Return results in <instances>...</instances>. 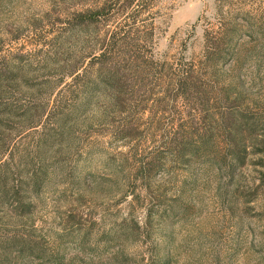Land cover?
Returning <instances> with one entry per match:
<instances>
[{
    "label": "rangeland",
    "instance_id": "374dc122",
    "mask_svg": "<svg viewBox=\"0 0 264 264\" xmlns=\"http://www.w3.org/2000/svg\"><path fill=\"white\" fill-rule=\"evenodd\" d=\"M226 31L235 34L232 49L254 51L245 64L212 55ZM103 47L135 60L122 103L112 106L100 85L90 111L95 123L76 127L64 169L32 200V216L0 214L22 235L35 230V241L54 254L15 264H264L261 155L249 149L247 166L237 172L240 192L231 195L226 184L225 203L217 188L226 175L218 178L201 157L192 170L182 168L176 152L184 141H199L220 112H252L255 102L264 108V0H0V111L28 104L33 90L74 98L69 75L99 70L92 60ZM13 59L29 70L32 92L15 86L7 71ZM186 70L199 76L206 94L175 95L172 82ZM225 89H237L242 100L224 103L218 94ZM38 129L4 119L3 158L14 153L33 168ZM214 140L229 160L226 136ZM141 165L143 178L128 182L126 172L135 177Z\"/></svg>",
    "mask_w": 264,
    "mask_h": 264
},
{
    "label": "trees",
    "instance_id": "16d2710c",
    "mask_svg": "<svg viewBox=\"0 0 264 264\" xmlns=\"http://www.w3.org/2000/svg\"><path fill=\"white\" fill-rule=\"evenodd\" d=\"M124 29L114 30L113 34L121 35ZM238 29L235 30V34ZM232 33H220V44L213 48V54L218 58L226 59L231 56L232 62L236 66L245 64L252 56V50L241 47L238 50L232 49L231 40L235 35ZM126 36V34H124ZM72 36L66 37L61 42V48L66 44ZM115 38V37H114ZM229 46L228 48L224 47ZM68 49V48H67ZM69 48L68 50H70ZM50 55V54H48ZM57 56V54H56ZM55 56V57H56ZM54 61V58L48 56L47 62ZM99 61L100 69L95 71L90 68L78 69L69 75L73 86L71 91L75 94L74 98H68L64 102V97L53 100L51 97L37 96L33 89L35 86L30 84L26 79L29 70L21 65L16 59L11 60L7 65V71L15 76V86H23L32 92L28 104L18 106L17 103L9 104L8 113L0 111V126L6 121L22 122L28 126V129L39 128V134L35 141L34 151L37 162L33 168L27 170V164H23L22 157L15 160L14 153L10 157L4 159L3 156L8 151L9 145L1 144L0 146V214L18 215L22 220L25 217H31L33 214L32 200L36 197L40 198L42 191L47 187L49 181L52 180L57 172L64 169L63 159L68 157L73 149L74 135L76 127L81 124L90 126L95 123L96 114L94 116L90 112L93 107L94 99L97 96V90L100 85H105L107 91V99L110 100L112 106H120L124 95V83L128 81V72L131 67H135V60L128 59L125 53L116 56L108 48H102L98 56L93 57L92 62ZM135 73V71H134ZM102 75H106L102 78ZM4 80L0 76V83ZM49 84L50 82H45ZM80 86H77L76 84ZM72 84V85H71ZM173 92L177 97L189 99L194 95L203 96L207 90L199 84V76H195L193 72L186 70L180 76L178 75L172 82ZM71 88V87H70ZM225 89L219 91L218 96L224 103L232 100L241 101L242 93L236 92L237 89ZM109 93V95H108ZM237 93L235 98L233 94ZM62 93H59L61 95ZM254 110L251 112L249 107L239 110H229L220 112L211 119L212 126L210 130L200 133L199 141H184L176 148L177 154L181 155L180 166L187 170L194 167L193 161L197 158H204L208 166H211L215 175L220 178L223 175L227 177V183L222 180L218 184V193L226 203L230 190L226 189V184L233 186L234 192L239 193L241 181H239L238 170L247 166V155L249 149L255 155H261L264 160V108L255 102ZM248 110V111H247ZM46 116V121L43 117ZM103 114H100L99 119ZM226 136L228 146L226 156L220 154L219 146L214 140V135L221 133ZM259 158V159H260ZM19 160V161H18ZM22 161V163H21ZM152 162V161H151ZM152 164V163H150ZM58 165V166H57ZM157 167V165H155ZM14 167H19L14 170ZM145 167L141 165L137 168L134 177L131 171L126 172L125 179L130 182L133 178L140 174L143 178ZM124 171V167L123 170ZM8 210H11L10 213ZM33 229L27 235H22L18 230V226H10L9 223H3L0 220V264H15L22 258L33 257L38 260H52L53 253L39 246L36 237L32 236Z\"/></svg>",
    "mask_w": 264,
    "mask_h": 264
}]
</instances>
